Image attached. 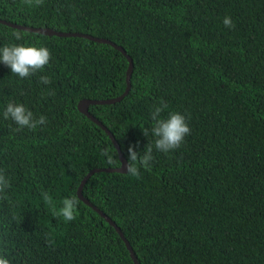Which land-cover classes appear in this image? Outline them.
Wrapping results in <instances>:
<instances>
[{"label": "trees", "instance_id": "1", "mask_svg": "<svg viewBox=\"0 0 264 264\" xmlns=\"http://www.w3.org/2000/svg\"><path fill=\"white\" fill-rule=\"evenodd\" d=\"M0 19L82 34L0 22V44L19 32L51 53L24 78L0 63V108L11 99L47 118L35 129L0 118V169L10 179L0 249L12 264H134L99 211L139 264H264V0H0ZM88 36L121 46L132 62L124 96L88 105L104 128L77 103L120 96L128 60ZM160 100L162 116L185 114L184 141L168 153L153 148L136 175L92 172L80 192L98 210L82 201L90 170L119 166L130 143H152L142 129ZM69 194L78 209L66 221L56 209Z\"/></svg>", "mask_w": 264, "mask_h": 264}, {"label": "clouds", "instance_id": "2", "mask_svg": "<svg viewBox=\"0 0 264 264\" xmlns=\"http://www.w3.org/2000/svg\"><path fill=\"white\" fill-rule=\"evenodd\" d=\"M27 2L35 6L39 5L42 0H27ZM222 22L227 27L233 26L232 19L228 15L223 17ZM13 37L16 42L0 44V63L6 65L11 73L16 74L20 78L28 77L35 74L38 70H43L44 66L49 63L51 56L48 47L38 43L20 42L22 34L19 32L13 33ZM39 80L45 85L50 83V77L47 74L40 75ZM167 107L163 100L154 104L150 112L151 127L142 129L146 137L151 135L152 143L148 142L143 150H139L138 142L136 144H128L126 148V172L136 175L139 170L138 166L150 167V162L153 159V148L157 151L168 153L170 150L177 148L190 132L184 113L169 110L166 115H161ZM0 118L11 120L17 128L28 129H35L37 126L45 124L47 120L43 114L38 117L34 115L33 111L23 102H16L11 99L6 101L3 107L0 108ZM111 158V155H109V159ZM9 185V177L0 169V194L5 193ZM44 196L45 199H50L47 193ZM77 209L78 201L76 195L69 194L62 199L56 212L64 220L71 221L76 216ZM0 264H12V260L7 255V249H0Z\"/></svg>", "mask_w": 264, "mask_h": 264}, {"label": "water", "instance_id": "3", "mask_svg": "<svg viewBox=\"0 0 264 264\" xmlns=\"http://www.w3.org/2000/svg\"><path fill=\"white\" fill-rule=\"evenodd\" d=\"M0 22L5 24V25H8L10 27H14V28H19V29H23V30H26V31H30V32H36V33H41V34H44V35H51V34H56L58 36H69V35H82V34H79V33H68V32H58V31H54L52 29H49V28H46V27H27V26H23V25H20V24H16V23H11L9 21H6V20H3V19H0ZM83 36H86V35H83ZM90 37V36H88ZM91 39L95 40V41H100V42H106V43H110L111 45H113L116 49L120 50L127 58L128 60V67H127V70H126V88L124 90V92L118 96V97H115V98H111V99H102V100H92V99H81L78 101L77 103V109L85 114L86 116H88L93 122L99 124L101 127L104 128V126L101 124L100 121L97 120V118H95L89 111H88V105L89 104H92V103H99V104H108V103H112V102H115L116 100H119L122 96H124L129 87H130V82H129V78H130V74H131V71H132V62H131V57H129V55H127L124 51V49L121 47V46H118L112 42H110L109 40L107 39H102V38H96V37H90ZM111 139L113 140L114 142V139L112 138L111 136ZM115 146H116V142H115ZM117 151H119V149L116 147ZM119 160L121 161L120 162V165L117 166V167H110V168H95V169H92L90 170L84 177L83 179L80 181L79 185H78V188H77V194H78V197L86 202L87 204H89L90 206H92L94 209L98 210V208L95 207V205H93L87 198L83 197L82 194H81V188H82V185L84 184V182L89 178L90 174L94 171H99V170H106V171H117V172H126V159L123 157V155L119 152ZM100 215L102 217H104L111 225H113L115 227V229L117 230V232L119 233L120 237L123 239L128 251H129V255L131 257V259L133 260L134 264H138L132 250H131V247L129 245V243L126 241L125 237L123 236V233L121 232V230L115 225V223L103 212L99 211Z\"/></svg>", "mask_w": 264, "mask_h": 264}]
</instances>
